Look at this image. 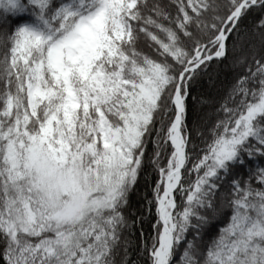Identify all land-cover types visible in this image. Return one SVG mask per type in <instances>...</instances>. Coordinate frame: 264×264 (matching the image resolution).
Masks as SVG:
<instances>
[{
	"label": "snow or ice",
	"instance_id": "snow-or-ice-1",
	"mask_svg": "<svg viewBox=\"0 0 264 264\" xmlns=\"http://www.w3.org/2000/svg\"><path fill=\"white\" fill-rule=\"evenodd\" d=\"M0 264H264V0H0Z\"/></svg>",
	"mask_w": 264,
	"mask_h": 264
},
{
	"label": "trees",
	"instance_id": "trees-1",
	"mask_svg": "<svg viewBox=\"0 0 264 264\" xmlns=\"http://www.w3.org/2000/svg\"><path fill=\"white\" fill-rule=\"evenodd\" d=\"M260 13H253L249 20L245 23L249 28H251L259 19ZM223 67V66H221ZM232 73H228V79L225 80L223 75L221 76L220 80H217L215 86H212L210 82L205 78L200 86L193 91V95L197 96L198 99H210L213 101L212 107L208 106H201V105H194L193 101L189 100V124L191 125L194 113H198L201 116H204L207 113L212 112L213 107H217L219 103L222 101L227 86L231 81ZM141 192H143V181L141 182ZM136 197L133 196V203H136ZM147 231V226L145 227Z\"/></svg>",
	"mask_w": 264,
	"mask_h": 264
}]
</instances>
